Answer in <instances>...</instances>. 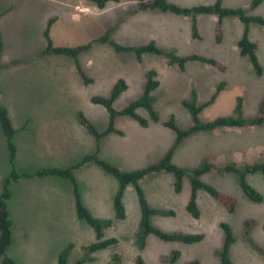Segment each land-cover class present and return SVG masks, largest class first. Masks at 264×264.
Returning <instances> with one entry per match:
<instances>
[{
	"label": "rangeland",
	"instance_id": "1",
	"mask_svg": "<svg viewBox=\"0 0 264 264\" xmlns=\"http://www.w3.org/2000/svg\"><path fill=\"white\" fill-rule=\"evenodd\" d=\"M252 0H222L224 8H246L249 16L264 18V0L249 9ZM180 8L212 6L216 0H168ZM137 0H119L99 10L89 0H0V106L8 115L15 135L14 168L9 160L6 140L0 127V194L3 181L13 169L21 177L9 185L7 201L12 222V244L6 252L15 264H57L60 252L73 244L66 264L92 258L84 264H107L118 252L121 264H134L140 254L146 264H221L217 255L224 244L221 224L232 230L234 243L229 249L231 264H264V179L261 173L246 174V182L261 196L262 202H250L238 185L236 174L208 173L201 180L232 196L236 211L229 214L205 192L198 191L199 219L186 213L190 182L183 179L182 191L173 190L174 178L158 173L138 182L149 206L172 210L175 215H155L152 227L166 233L203 235L199 243L163 242L147 238L139 251L135 234L139 206L134 186L124 192L126 218L114 220L105 229V237H115L113 248L87 255L84 247L95 242L93 230L77 217L73 186L69 180L33 176L43 169L75 166L96 152L97 141L76 122L82 112L97 132L103 133L109 121L105 108L90 102L92 97L108 98L115 84L123 80L126 90L113 102L121 111L143 92L146 72L154 70L158 87L152 92L158 121L152 122L144 109L137 114L147 120L145 128L129 117L118 116L114 126L123 135L111 133L99 142V158L121 171L144 169L157 163L170 150L176 135L163 124L173 119L181 131L192 126L183 101L196 93L198 104L210 100L224 82L213 102L199 117L203 122L233 116L237 99L242 100V118L255 116L264 95V27H248V39L256 44V55L263 68L256 76L248 59L239 55L236 43L245 26L234 17L224 18L222 41L217 43V17H195L198 37L192 35V19L159 11L136 10ZM50 20L49 38L54 48H75L91 44L75 60L58 55L41 56L47 47L43 32ZM112 28V30H111ZM108 30L110 39L124 47L154 43L163 55L117 53L109 44L93 42ZM177 56L200 55L215 58L225 66L224 73L204 64L188 62L181 70L169 64L165 53ZM12 63V64H11ZM91 80L86 84L76 65ZM264 161V125L260 127L219 128L211 132L191 133L175 148L172 163L186 170L204 162L237 166ZM83 205L96 219H113V199L118 189L115 178L91 163L74 171ZM177 253L173 263L170 258ZM85 254V255H84ZM1 264V261H0Z\"/></svg>",
	"mask_w": 264,
	"mask_h": 264
},
{
	"label": "trees",
	"instance_id": "2",
	"mask_svg": "<svg viewBox=\"0 0 264 264\" xmlns=\"http://www.w3.org/2000/svg\"><path fill=\"white\" fill-rule=\"evenodd\" d=\"M91 3L95 4L99 10L104 9L109 3H119V0H89ZM262 0H252L249 9L256 8ZM136 10L138 11H159L163 13H170L175 16L190 17L192 20V35L194 38L198 37L195 17L198 15H207V16H216L217 17V27L215 32V40L217 43L222 41V30L221 25L224 18L234 17L238 19L244 26V32L241 38L237 41V49L241 57L248 59L249 64L252 67V70L256 76H261L263 73V68L259 63V60L256 55V44L251 42L248 39V27L251 24L264 27V18L260 16H249L247 14L246 8H236L229 9L222 7V0H216L212 6H198L194 8H180L172 3H169L168 0H137ZM53 20H50L43 32V36L47 42V47L44 51L41 52V56L46 55H58L64 57H70L77 59L78 56L89 50L91 44L68 48V47H57L54 48L51 44L49 38V29ZM112 30V28H111ZM108 30L101 38L95 40L94 42L101 44H109L113 50L117 53L131 52L134 53L138 60L144 54H155L163 55V53L156 48L153 42L139 46V47H124L119 45L110 39V31ZM199 38V37H198ZM169 64H176L180 67L181 70L184 69V66L188 62H195L204 64L215 69L219 73H224L225 66L220 63L215 58H209L206 56L200 55H188L184 57L177 56L173 52L165 53ZM2 58V45L0 40V69L5 67L1 63ZM76 71L79 76L82 78L84 83L88 84L91 82L85 74L82 72L81 68L76 63ZM159 83L156 79V73L154 70H149L146 72L144 81H143V92L142 95L128 104L121 111H116L113 108V102L119 97L121 93L126 90V84L123 80H119L113 87L110 97L101 98V97H92L90 102L93 104L101 105L105 108L108 116V126L103 133L97 132L96 128L91 124L87 117L82 113L78 112L76 114V122L83 127L89 135L93 136L97 141L96 152L84 158L80 163L75 166H71L65 169L58 168H47L41 171L36 172L33 176L39 178L46 177H55L69 180L73 186L74 191V200L77 217L84 221L94 232L95 242L84 247L86 256L94 254L98 251L106 250L113 248L118 245L119 241L115 237L106 238L105 229H108L114 223V220L122 221L126 218L125 205L123 203L124 192L128 186H134L135 193L137 196L138 206H139V223L138 228L135 234V244L139 251H142L146 247L147 238L149 236H154L163 242H179L182 244L191 245L194 243H199L203 239V235H184L181 233H166L162 230L156 229L151 226L150 219L155 215L162 216H171L173 217L175 213L172 210L168 209H153L149 206L146 196L143 190L138 186V182L143 179L145 176L166 173L170 174L174 178L173 190L175 193H180L182 191L183 179L185 176L189 178L190 182V196L185 206L186 213L190 215L193 219H199L200 210L197 205V193L198 191L205 192L211 199L220 204L227 213L233 214L236 211L237 203L236 200L229 196L216 187L203 182L200 178L201 176L208 173H228L236 174L238 178V185L245 197L252 203L259 204L262 202V196L251 187L245 179L246 174H255L261 173L264 179V161L256 162L251 165L237 166L234 162L226 165H216L210 163H203L199 168L193 170H186L179 166H176L172 163V155L175 148L182 141V139L189 136L191 133L203 131L211 132L219 128H242L244 126L250 127H260L264 125V95L258 105L257 112L254 117L249 119L242 118L241 109H242V100L241 98L237 99V105L234 109L233 116L219 117L213 121L203 122L199 114L200 112L208 107L213 100L216 98L217 94L224 89V82L220 83L214 94L211 96L210 100L198 104L196 93L193 91L192 99L190 101H183L182 106H184L191 117L192 126L187 131H181L173 119H169L163 124V126L172 132L175 133L176 139L170 150L163 156L157 163L151 164L150 166L134 171H121L114 165L110 164L107 161L99 158V142L102 138L106 137L111 133L122 136L123 133L116 129L114 126L115 118L118 116L129 117L134 120L139 126L145 128L147 126V120L140 117L137 114L139 109H144L148 112L150 120L152 122L158 121V116L156 111L153 108V97L152 92L158 87ZM0 127L3 132V135L6 140V147L9 152V160L14 168V161L16 157V148L13 143V138L15 135V130L13 129L11 122L8 118L6 110L0 106ZM95 164L99 166L105 173L113 176L118 182V189L115 193L113 199V219H96L94 218L83 205L81 196L78 191V183L74 177V171L78 168H81L87 164ZM21 177H30V175H18L14 169L11 175L3 181L2 190L0 194V261L1 264H15L14 261L6 256L8 248L12 244V222L9 218V213L7 209V201L10 198L9 185L11 182H16ZM220 228L224 235V244L217 255L220 259L221 264H231L229 259V249L230 246L234 243V237L231 228L227 224H221ZM264 230V227H263ZM73 248V244L69 243L59 254L57 264H66L67 257ZM84 254V255H85ZM177 258V253H175L171 258L170 262L173 263ZM92 262V258H83L77 260L75 264H84L85 262ZM122 256L120 253H113L107 264H121ZM134 264H146L140 254H137L134 259ZM191 264H198L197 261L192 262Z\"/></svg>",
	"mask_w": 264,
	"mask_h": 264
},
{
	"label": "crops",
	"instance_id": "3",
	"mask_svg": "<svg viewBox=\"0 0 264 264\" xmlns=\"http://www.w3.org/2000/svg\"><path fill=\"white\" fill-rule=\"evenodd\" d=\"M94 42V41H93ZM101 44V43H100ZM237 44V43H236ZM12 64V63H11Z\"/></svg>",
	"mask_w": 264,
	"mask_h": 264
}]
</instances>
